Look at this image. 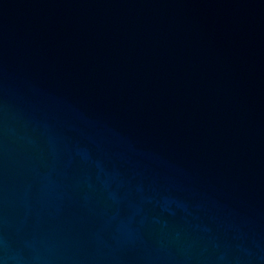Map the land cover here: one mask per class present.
Masks as SVG:
<instances>
[{
    "label": "water",
    "instance_id": "obj_1",
    "mask_svg": "<svg viewBox=\"0 0 264 264\" xmlns=\"http://www.w3.org/2000/svg\"><path fill=\"white\" fill-rule=\"evenodd\" d=\"M0 264H264V0H0Z\"/></svg>",
    "mask_w": 264,
    "mask_h": 264
}]
</instances>
